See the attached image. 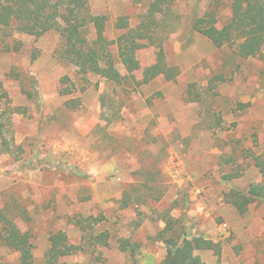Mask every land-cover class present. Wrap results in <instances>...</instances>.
<instances>
[{
    "label": "rangeland",
    "instance_id": "obj_1",
    "mask_svg": "<svg viewBox=\"0 0 264 264\" xmlns=\"http://www.w3.org/2000/svg\"><path fill=\"white\" fill-rule=\"evenodd\" d=\"M154 1L88 0L92 14L107 18L109 42L124 32L115 28L119 18L135 29ZM213 1L170 6L164 52L179 70L175 81L161 76L139 85L141 71L120 86L83 78L58 57L56 32L39 39L13 33L8 43L18 51H6L0 33V83L9 107L18 109L6 114L7 139L18 150L0 152V209H16L17 227L31 237L33 264L44 263L49 237L59 231L80 249L61 260L69 264H131L120 239L139 245L137 264H159L166 255L157 238L165 214L187 234L219 245L218 254L198 253L204 264H264V202L243 216L225 203L231 189L264 182L254 165L264 157V60H242L192 30ZM217 17L223 27L227 7ZM110 51L117 59L116 45ZM156 52L138 51L141 69L155 63ZM117 69L126 76L118 62ZM102 96L108 117L117 118L110 125L102 120ZM125 190L131 198L123 208ZM87 219L88 233H106L109 246L84 245L75 222ZM18 259L0 244V264Z\"/></svg>",
    "mask_w": 264,
    "mask_h": 264
},
{
    "label": "trees",
    "instance_id": "obj_2",
    "mask_svg": "<svg viewBox=\"0 0 264 264\" xmlns=\"http://www.w3.org/2000/svg\"><path fill=\"white\" fill-rule=\"evenodd\" d=\"M175 0H155L148 13L135 29L129 28L124 18H119L115 28L124 31L115 41L106 39L107 18L94 15L90 11L88 0H0V33L5 43L6 51H18L19 45L8 43L13 33H21L39 39L50 32H56L60 37L58 57L65 63L76 67L83 78L94 75L107 84L122 85L127 76L141 71L139 85H145L157 77L166 81H175L179 75L177 67L166 62L164 43L167 36L165 30L170 28L171 4ZM227 7L229 20L223 27H218V10ZM192 30L205 37L216 48H231L234 54L242 59L260 58L264 60V0H214L211 10L198 17L192 24ZM93 31L94 39L90 40ZM116 45L117 59L110 51V46ZM155 47L156 61L151 66L141 69L137 53L146 47ZM117 62L124 68L126 76L117 69ZM129 91H124L126 99ZM102 120L110 125L116 121L106 113L107 98L101 97ZM0 103L4 111L0 112V152L14 156L18 150L7 139L10 128V118L6 117L18 112L9 107V98L0 83ZM254 165L264 179V157H255ZM225 177V181L232 179ZM122 207L129 205L131 195L124 192ZM163 194L154 197L161 200ZM138 203L144 199H137ZM264 202V182L250 185L246 190L231 189L225 195V203L231 205L240 216L246 214L248 207L254 203ZM15 208L0 209V244L8 250L17 253L19 264H33V245L28 232H21L15 223ZM165 227L157 238L165 246L166 255L159 264H204L198 253L219 252V245L203 236L190 235L184 229L181 221L168 217L162 218ZM94 220V219H93ZM87 220L76 221L75 225L85 234L82 240L88 246H109L106 233L92 236L88 231L91 227ZM88 234L90 237H88ZM103 240V242H102ZM119 250L127 255L131 264H137L139 245L130 239H120ZM80 250L69 243L64 232L51 234L49 248L43 264H69L61 261Z\"/></svg>",
    "mask_w": 264,
    "mask_h": 264
}]
</instances>
